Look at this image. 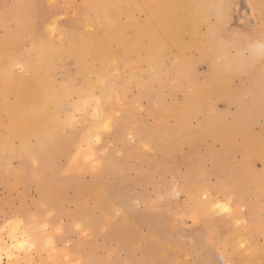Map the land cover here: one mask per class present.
Here are the masks:
<instances>
[{
    "label": "rangeland",
    "instance_id": "374dc122",
    "mask_svg": "<svg viewBox=\"0 0 264 264\" xmlns=\"http://www.w3.org/2000/svg\"><path fill=\"white\" fill-rule=\"evenodd\" d=\"M50 1L49 0H0V6H1L0 16H2L0 18L1 20L2 19L8 20L7 26H8V29L11 31V34L15 32L16 26H17V20L14 18L13 14L15 12L16 13L19 12V15H21V18L23 20L21 24L22 31L26 28L23 31V36L26 37L29 34H30L29 36L31 35L35 36V38H32V39L23 38L21 44H19V47L13 48L12 51L8 54V58H5V59H3L2 57L0 58V61H1L0 63V71H1L0 90L5 91V94L3 93L2 97H0V99L2 98L1 101L3 102L5 101L4 103L0 101V105H1L0 106V128H1L0 129V142H1L0 148L3 146V148L0 149L1 151L0 152V242L1 244L8 245L9 241L12 240V244L10 241V244L8 245L11 248V250L14 247L12 254L15 253L14 254L15 258L18 254L20 255L23 254L22 257H24L21 260V258L17 256V258L19 259L16 258L17 259L16 261V259L14 260V258H12V255H11L9 256V259H8L7 258L8 255L4 253V250L3 252L2 250H0V264H12V262L14 261H16L17 264L19 263L21 264H25V263L26 264H67L65 263L67 262L66 260H70L74 262L73 264H77V262H79L78 264H95V263L96 264H113V261H114V264H118V263L119 264L121 263L122 264H134V262L135 264L137 263L138 264H151V263L160 264V260L157 259V256L162 252L165 255L164 258H162V260L167 258L166 260L168 261L164 260L163 262H161V264H171V263L172 264H183V263L192 264L194 262H195L194 264H207V263L208 264H252L246 258H244L243 257L244 254H242V252L247 250L248 248H251L255 251L257 250L256 252H253V253H256V254L259 253L258 255L262 259L261 261V259L257 256L260 260L257 259V261H255V263L253 264H264V258L261 255L264 253V245H263L264 244V221H263L264 220V214H263L264 205H262L264 204V194H263L264 193V165L260 159H253L251 162V165H252L255 175L247 174L248 175V176L246 175L247 177L245 176L244 171H242L244 169L241 166L243 165V161L245 159L244 156L246 154L249 155L255 148L256 149L262 148L264 150V115H255L254 118L256 119L252 118V122L247 123L244 119H241L242 120L241 121L237 117H240L239 107H242V106H239V104L236 101H234L233 102L234 104H233L229 100L224 99L225 97L216 98L215 96H211L210 98L211 101L212 102L214 101L212 103L213 110H215L217 114L218 113L221 114V115L218 114L221 118L220 127L221 129H224V128L227 129V130L224 129V131L222 132V135H223L222 138L220 139L218 138L219 140H217V138L213 137V135L210 132H209L210 134L207 133L208 132L207 129L204 130L202 128V124H203L202 121H204L203 119L204 114H201L202 112L199 111L200 112L199 114H197L198 112H195L197 114V115L193 114V117L195 119L192 118V115L188 116V117H191L189 120L187 116L179 118L176 114H172L169 112L170 110H167L172 107L171 104H173V106H176L177 104L180 105V103L184 101V97H186V95L192 91L191 87L188 88L185 85H183L185 82H184V79H181L183 78V75L182 77H180L181 75H179L181 74V72L177 71V76L179 75L177 77L176 75H174V73L167 72L165 71V67H162L163 64H165V62L166 63L171 62V59H172L171 55L168 56L169 58L167 57V61L165 58L164 61L163 62L160 61V63L158 60H155V61L153 60L152 64H146L144 63V61L141 62V60L136 59L135 61H131V64H127L130 62H124V61L122 62L121 60L119 61L120 58H118V56L120 55H119V52L117 53L116 51L118 49L117 47L112 45L113 46L112 51H114V53L112 54L113 56L108 55L107 59L103 57L105 59V60L103 59L104 60L103 61L102 57H97V55L92 51L91 42H92L93 36L96 35L97 30H95L94 28L85 30V27L82 24L83 18L88 19L92 17L94 13L89 11L88 14L87 13L85 14L82 0H53L51 2ZM215 1L220 2L221 0H215ZM4 9H5V12H4ZM251 9H252V12H251ZM236 13L238 16L237 18L240 21V22L239 21L237 22L240 31L253 34L259 39H260V36L264 37V0H252V1L251 0L250 1L249 0L248 1L238 0L236 4ZM247 13L248 15H246ZM134 15L136 18H139V19H142L144 17L142 13H135ZM9 16L11 18H9ZM29 21L32 23H30ZM78 21H80L81 24ZM210 21L213 22L214 19L211 18ZM26 24H28V26ZM30 27H33V28H30ZM206 28L207 27L202 25L199 29L200 33L205 32ZM32 29H34V31ZM52 29H53V32L51 34ZM4 31H5L4 26L0 25V42L5 40ZM87 32L89 33V35L90 34L91 35L90 36L87 35L88 34ZM56 33L60 34V35L58 34L59 39L61 38L60 41H58L59 39L58 40L56 39L58 36V35L56 36ZM31 40L33 41L32 44H30ZM9 41L15 43L12 40H9ZM199 41L200 39L197 42ZM59 42H61L62 44ZM67 43L69 44L71 43L72 45L69 46V44ZM36 45H38L39 47ZM80 47H85V48L82 49ZM227 48H229L227 56L236 57V58L238 56L240 60L239 62L241 63V65L244 67V64H245V68H248V69L256 68L260 64V61L262 60V58L264 57V55L262 54L257 56L251 48L249 49V47L238 48L237 51L235 49L236 52L233 51L234 50L233 45H230V46L227 45L226 51H227ZM65 50L66 52H64ZM89 50L92 53H89L90 52ZM57 52H59V54L62 53L61 55H59L60 57L58 56ZM115 52L117 54H115ZM196 52H198L196 49L191 50V55H193L194 59L198 58L199 56L198 54L199 52L198 53ZM52 53H53V56H52ZM243 53L244 55H242ZM65 54L67 56V60L69 61H66L65 58H62V57H65ZM241 55L243 57H240ZM244 56H246V58ZM68 57L69 58L71 57V58L68 59ZM85 58L88 60H86ZM215 60L216 62H218L220 58L218 57ZM114 61L115 63H112ZM109 63L111 67L109 66ZM134 63H137V64H134ZM61 64H63L64 66ZM143 64L147 67H145ZM134 65H137L138 68L146 70L150 74V77L151 76H154V77H151V79L149 77L147 79H144V75H143V77L141 76L142 78L141 77L138 79L135 78V76L132 73V67ZM41 66H43L44 68ZM47 66L49 67L47 68ZM127 66L129 67V70ZM152 66H155V68H153ZM208 66H209V63L204 62V61H197L194 64V71L196 75H198L199 80H202L204 76L208 73V70H209ZM53 67L55 68L53 69ZM106 67L108 68V70L106 69ZM109 67H110V70H109ZM41 68L43 69L42 70L43 73L41 72L38 73V71H41L40 70ZM146 68H148V70ZM68 69L70 72L71 71L72 72L67 73ZM32 70H34L35 73L39 75H36L35 73H33L34 71ZM54 70L55 72H53ZM105 70L109 72L105 73ZM154 70L157 74L154 72ZM75 71L78 73V75ZM98 71L101 74L98 75L97 74ZM58 72L61 75V77L60 76L58 77V74H56ZM73 72L75 73V75ZM112 72H114L115 74ZM123 72H128V73H123ZM47 74L48 76L51 74H52L51 76H54V75L55 76L48 77ZM34 75L38 77V80H37V77H34ZM68 75L72 78H70ZM160 75H162V77ZM73 76L75 77L77 76V77L75 78ZM97 77L99 79H97ZM11 78L13 79L17 78L16 82L18 81L19 84L32 83L34 80V82H36L38 85L44 84V85L51 86L50 87L51 92L49 93V96L47 97V99L42 101L40 105L41 107H43L44 110H47L45 111L47 112V114L52 113L50 114L51 119H52V116L55 119V120L52 119L53 121L52 123H50L52 125V128L50 129L52 130L54 128L53 132L51 133L43 132L41 128L43 127L45 128V125L41 121H37L39 124L38 123L34 124L31 122H28L29 124L27 123V125L25 123L23 124V121H25L28 118H24L25 119L24 120L22 118L23 115L21 111L17 109L18 108L17 99L15 98V95L11 93L13 87L12 88L10 87L11 89L8 87L9 81L11 80ZM53 78H56V80ZM65 78H67V81ZM68 78L70 79L68 80ZM116 78H119V79L116 80ZM158 78H160L161 81ZM40 79L43 81L39 82ZM93 79H94V82H93ZM57 81L59 83L61 82L63 83L61 85L60 84L57 85L58 83ZM81 81L84 83L83 86L81 85L82 84ZM91 81L93 82V84H91L92 83ZM95 81H97L98 83ZM99 81H102V82H99ZM142 81L143 82L145 81V82L141 83ZM239 81H240L239 77H234L232 80V83L234 85H237ZM53 82L56 85V87L53 84ZM153 82H155V84ZM88 83L91 85H89ZM106 83L108 84L105 85ZM59 85L61 86V89ZM179 85H181V87H179ZM66 86H69L70 89L67 88ZM144 86L147 87V89L144 88L146 93H144L145 91L144 89H142ZM104 87H106L107 89H105ZM39 88H43V87H30V89H39ZM108 88H111L109 89L111 91L110 93L108 92ZM178 88H180V90ZM44 89H46V87H44ZM68 89L69 91H67ZM81 89L83 90V92L84 90L87 91L86 94L85 92L83 94ZM78 90H80V95H79ZM52 91L55 96L52 95L53 94ZM183 91H185V93ZM148 92L150 93V95L152 94L151 97L149 96ZM51 95L52 97H50ZM258 95L264 98V92L258 93ZM60 97L63 98V100ZM157 100H158V103H157ZM162 100H164V104ZM159 101L162 103H160ZM174 103L176 105H174ZM150 104H152L151 109H150ZM165 104L168 105V107H166ZM78 105H81V106L78 107ZM99 105H102V106L99 107ZM91 106L93 107V109ZM118 106H121V107H118ZM154 106L156 110H154ZM58 107L60 110L58 109ZM159 108H163V109H160V112H159ZM53 109H54V112H53ZM55 110H56V113L58 110V113H57L58 115H56ZM151 110H152V113H151ZM244 110L245 112H247L246 107H244ZM16 111H18V114L17 113L15 114ZM146 111L148 112V114L149 113L150 114L148 115ZM13 112H14L13 115H15L14 116L15 118L12 117L13 115H11ZM123 112H125V116L126 115H129V116L126 118L125 116H123L124 115ZM153 113H155V116ZM103 115L112 117V126L110 128L103 127L105 126V123H104L105 117H101ZM90 116H92V118ZM162 116L164 117L162 118ZM94 117L96 118L94 119ZM154 118L156 119L154 120ZM180 119L183 122H181ZM201 119L203 120L201 121ZM226 119L228 120L226 121ZM236 119L237 121H235ZM17 120L19 122L21 121V123H18ZM28 120H30V117ZM37 120H40V119L37 118ZM91 120L92 121L95 120L99 124L95 130H93L92 128H88L90 127V122H92ZM198 120L199 122L200 121L201 122L199 123ZM224 120L226 121L225 123L226 127H224L223 125V123L225 122ZM115 121H117L116 124H115ZM16 122L20 124V126ZM120 122L122 123V125ZM101 123L103 124L101 125ZM159 123L161 124L159 125ZM194 123H196V125H193ZM80 124L82 126H80ZM136 124H137V127L139 126V130H137V132H136L137 128L134 129ZM182 124L188 128L189 132H188V135L184 139H182L181 141H178L175 138L174 133H175V130L179 128V126L180 127L183 126ZM9 125L10 126L12 125L13 127L11 126L10 128ZM59 125H61L62 127ZM118 125L119 126L121 125L122 127L124 126V129L122 127H119ZM144 125L145 126L147 125V127H145ZM238 125H240V127ZM24 126H26L27 128L25 127V129H22L24 128ZM234 126L236 127L234 128ZM58 127L60 128L58 131H56V128L58 129ZM153 127L155 129H153ZM105 128L108 129V131ZM115 128L116 130L119 128V130L117 131H120V132H117ZM237 128L239 129V131ZM18 129L20 130L21 134ZM50 129H48V131H50ZM110 129L111 130L113 129V130L111 131ZM121 129L123 130L124 134ZM148 130L149 131L151 130L150 133ZM153 130H155L157 135L155 134V132H153ZM169 130H171L172 132ZM228 130L230 131L228 132ZM114 131H116V134ZM140 131H142V135L139 134ZM146 131L147 133H149L148 135ZM166 131L171 132L170 133L171 135L167 133ZM11 132L13 133L15 132V134ZM17 132H19L18 134L20 137L17 136L18 135L16 134ZM86 132L90 135V140L88 141L89 145H87L86 141H82V137ZM164 132H166L167 134ZM232 132L234 133L235 136H233ZM238 132L239 133L241 132L240 133L241 135ZM73 133L75 134L77 138L73 135ZM118 133H121V135H119ZM244 133L245 134L248 133L249 135L251 134V136H258V135L261 136L262 134L261 140H258L260 146L252 147V143H249V141L248 142L246 141L245 139L246 137ZM12 134H13V137L11 136ZM113 135L114 136L116 135L115 140H113L114 139ZM166 135L169 136V138L171 139H168ZM98 137H99V140H97ZM2 138L3 140H1ZM4 138L6 139V141H4L5 140ZM226 138L228 139L230 138L231 140L230 139L228 140ZM117 139L119 141H117ZM154 139H158V140L157 141L155 140V143H154V141H152ZM163 139H166V140L162 141ZM2 141L4 142L3 145H2ZM94 142H97V143H94ZM157 142H160V143L158 144ZM197 142L200 144H198ZM243 142H245L246 144ZM225 144H226V148L224 146ZM244 144H245L244 146L245 149H243L242 147ZM25 145L29 147L27 148V150H26ZM90 145L91 146L94 145V148L98 149V153H99L98 161L99 162H98L97 168H92L93 166L91 165V163L82 161L80 159L81 152L87 146H90ZM16 146H18V149ZM127 146L129 147L131 146L132 148H129V149H132V150H129ZM194 146L197 148H195ZM229 146L231 147L233 146L232 147L233 149ZM152 148H154V150ZM211 148H213L212 149L213 152ZM221 148H222V152L220 150ZM161 149L162 151L166 150L163 152L165 155L161 153L162 152ZM236 149L238 151H236ZM10 151H12L13 153H11ZM240 151H242L243 153ZM127 152L129 154H127ZM198 152L200 154H198ZM151 153L153 155H151ZM130 154H132V156H130L131 159L128 157V155ZM186 155H189V156H186ZM222 155H224L226 158L224 156L222 158ZM27 156L29 157V159ZM198 156L200 159H197ZM214 156L216 159L214 158ZM154 159H157V160H154ZM225 159H226V162L224 161ZM230 159H231V162L229 161ZM176 160L178 162H176ZM215 160L216 162H213ZM236 161H238V163ZM219 162H220V165H219ZM186 163L188 165H186ZM215 163H217L218 165ZM187 168L189 169L187 170ZM172 170H174L175 172L173 171L174 173H172L171 172ZM227 170L230 173H228ZM233 170L236 172H234ZM225 171L227 172V175L225 174ZM238 171L240 172V174H238L239 173ZM260 171L262 174L260 173ZM181 172H182V175H181ZM19 173H21V175H19ZM25 173L27 174V176L25 175ZM242 173H243V176H242ZM35 175L38 176L37 179H34ZM230 175H232L233 177ZM3 176H4V181H3ZM179 176H180V181L178 182ZM72 178H75L73 179L74 181H72ZM244 178H246L245 179L246 181L244 180ZM193 179L196 181L195 184H194L195 181ZM223 179L224 180L226 179L225 180L226 184ZM230 179L232 180V182ZM42 180H43V183H42ZM75 181H78L76 182L77 184L75 183ZM237 181L239 184L237 183ZM192 183L194 185H192ZM184 184H185V187H184ZM250 184L253 186L252 188ZM180 185L182 186L179 187ZM233 187L235 189L237 187V189H240V190H244V188L245 187L246 188H245V191H240L237 189L236 190L233 189ZM186 188L188 189L196 188L198 196L200 193L203 194L204 192L205 195H208V198L210 200L212 198L211 203L213 204V208L211 209V211L214 209L213 212H210L209 214H206L205 216L203 215L204 217H201L202 220H198V221H194L189 216H183L181 212L183 210L182 209L183 204L186 203L185 202L186 201V193H185ZM247 188L252 190L253 192L252 191H250L251 193L246 192ZM235 192L237 194L239 193V196L236 195ZM234 193L236 196L234 195ZM47 195L48 197H46ZM256 196L259 198H257ZM44 197H45V200H44ZM262 197H263V200H261ZM41 198H42V201H41ZM160 198L162 199V201ZM167 199L169 201H167ZM43 200L45 201L46 204L44 203ZM163 201H164V204H163ZM175 201L177 203H175ZM146 202L148 205L146 204ZM226 202L230 203L229 207L230 206L236 207L234 212L229 211L230 209L227 210L225 206L221 205V204H225ZM260 202H261V205H260ZM179 203L181 206L179 205ZM143 204H146V205H143ZM250 205L251 206L253 205V206L250 207ZM220 206L221 208L222 207L224 208V209L222 208L221 210L222 212H220V209H221ZM158 211L161 212L162 214L161 213L159 214ZM134 214L135 216H133ZM250 214H253V215H250ZM107 217H109V219ZM224 217L226 218V220ZM131 219L133 220L131 221ZM140 219L143 220V222H141ZM195 223H198V224H195ZM190 224H193V225H190ZM125 225H126V228H125ZM242 225L246 228H244ZM132 227L133 228L135 227V228L133 229ZM109 228L111 231L109 230ZM210 228H212L211 229L212 231H210ZM120 229L121 230L124 229L126 231H129L131 229V231H130V234H126L124 230L122 232ZM136 229L138 230L136 231ZM215 229L216 231L214 232ZM244 229L246 230L242 232ZM112 232L115 235L112 234V237H111L110 233ZM117 232H119L120 234H118ZM154 232H156L157 234H154ZM211 235L213 236L212 238H211ZM200 237L201 238L203 237V238L201 239ZM245 237L248 239L245 240ZM195 238L197 240H199L198 238H200V240L197 241L195 240ZM255 238H257V240ZM18 240L22 241L21 244H23L24 247L22 248L19 247L20 245L17 244ZM176 241H179V242H176ZM122 243L123 244L125 243L126 245L125 244L123 245ZM40 244L41 246H39L40 247L39 249L38 245ZM152 244H154L153 248L151 247ZM203 245L204 246L206 245L205 248ZM243 245L245 248L243 247ZM248 245H250L251 247ZM33 246H35L37 250ZM145 246H148V248L150 247L151 248L146 249L145 251V248H147ZM197 246H200V247H197ZM228 246L232 248L236 247V249L234 248V250H232L230 248L231 249L230 251ZM253 246H255V248H253ZM123 247L125 248L127 247V248L125 249ZM18 249L19 251L17 252L16 250ZM149 250L152 252H149ZM196 250L198 253H196ZM142 251L143 253H140ZM154 251L156 252L154 253ZM168 252L170 253L168 254ZM87 253L88 255L86 256ZM237 253H240V255L238 256ZM27 254H29L30 256H28ZM39 254L40 256L42 255L43 256L39 257ZM155 254H156V257H155ZM25 255L30 257V260L28 257L26 258ZM147 256H150V257L145 258ZM213 256H215L216 259L213 258ZM87 257L88 259L89 258L90 259L88 260ZM130 257H132L131 258L132 261H130ZM173 257L175 259H173ZM241 257L242 259L243 258L244 259L240 260ZM42 259L44 260V262ZM83 259H84V263H83ZM97 259H99L98 262H97ZM93 260H96V261L93 262ZM141 260H142V263H141ZM148 260L149 261L151 260L150 261L151 263ZM216 260H217V263H216ZM238 260H240V262ZM8 261H11V262H8ZM16 262L14 264H16ZM72 262H69V264L70 263L72 264Z\"/></svg>",
    "mask_w": 264,
    "mask_h": 264
},
{
    "label": "bare ground",
    "instance_id": "6f19581e",
    "mask_svg": "<svg viewBox=\"0 0 264 264\" xmlns=\"http://www.w3.org/2000/svg\"><path fill=\"white\" fill-rule=\"evenodd\" d=\"M50 1V0H49ZM51 1H53V0H51ZM50 1V2H51ZM83 1V7H84V11H85V14L87 13H89V11L90 12H93L94 13V15L92 16V17H90V18H88V19H85V18H83V20H82V24H83V26L85 27V30L86 29H91V28H94L95 30H97V33H96V35H94L93 36V39H92V42H91V44H92V51L97 55V57H102V60L104 59L103 57H105L106 59H107V56L108 55H112L113 53H114V51H112V47L113 46H115V47H117V49L118 50H116L117 51V53L119 52V55L120 56H118V58H120L119 59V61L121 60L122 62L124 61V62H130V63H127V64H131V61H135L136 59H138V60H141V62H143L144 61V63H146V64H152V61L154 60H158L159 61V63H160V61H164V59L166 58V61H167V57L169 56V55H171L172 56V59H171V57H170V59H171V62L169 63H166L165 62V64H163V66L162 67H165V71H167V72H172V73H174V75H176L177 76V71H179V72H181V74H179V75H181L180 77H182V75H183V78H181V79H184V84L183 85H185L186 87H188V88H192V91L189 93V94H187L186 95V97H184V101L183 102H181L180 103V105H176L175 103H174V105H176V106H173V104H171L172 105V107L170 108V109H167V110H170L169 112L170 113H172V114H176L179 118H181V117H188V116H190V115H192V118H194L193 117V114H195V115H197V114H199L200 112H202L201 114H204L203 115V119H204V121H202L203 119H201V121H202V128L204 129V130H208V132L207 133H211L212 135H213V137H215V138H217V140H219L220 138H222V132L224 131V129H226V128H224V129H221V125H220V123H221V118H220V116L219 115H221V114H217L216 112H215V110H213V107H212V103L214 102H212L211 101V96H215L216 98H218V97H225L224 99H227V100H229L230 102H234V101H236L238 104H239V106H242V107H239V113H240V117H237L239 120H241V119H244L247 123L248 122H252V118L253 119H256V118H254L255 117V115H264V98L263 97H261V96H259L258 95V93H262V92H264V57L262 58V60L260 61V64L256 67V68H251V69H248V68H245V64H244V67L241 65V63L239 62L240 60H239V58H238V56H237V58L236 57H228L227 55H228V49L230 48H227V51H226V47H227V45H233V47H234V50L233 51H235V49H236V51H237V49L238 48H242V47H249V49L251 48L253 51H254V53L257 55V56H259L260 54H262V55H264V37H262V36H260V39L259 38H257L256 36H254L253 34H249V33H245V32H242V31H240L239 30V27H238V16H237V13H236V4H237V2H238V0H221L220 2H216L215 0H82ZM240 1V0H239ZM246 1V0H245ZM248 1V0H247ZM250 1V0H249ZM252 1V0H251ZM53 3V2H52ZM54 4V3H53ZM2 5H4V4H2ZM1 7V6H0ZM31 7H32V5H31ZM249 8V7H248ZM3 9V8H2ZM10 9V8H9ZM4 12H5V9H4ZM21 12H23V11H21ZM251 12H252V9H251ZM135 13H142L143 15H144V17L142 18V19H139V18H136L135 17ZM9 14V13H8ZM25 14V13H24ZM253 14V13H252ZM3 15V14H2ZM10 15V14H9ZM14 15V18L17 20V26H16V30H15V32H13L12 34H11V31L8 29V20H1V18H0V25H2V26H4V28H5V31H4V34H5V37H4V41H1L0 42V58L2 57L3 59H5V58H8V54L12 51V49L13 48H16V47H19V44H21V42H22V39L23 38H29V39H32V38H35V36L34 35H31V36H29V35H27L26 37L25 36H23V31L26 29H24L23 31H22V22H23V20H22V18H21V15H19V12L18 13H14L13 14ZM246 15H248V13L246 14ZM7 16V15H6ZM5 16V17H6ZM11 16V15H10ZM9 16V18H11ZM0 17H2V16H0ZM24 17V16H23ZM211 18H213L214 19V21L213 22H211L210 21V19ZM249 18V17H248ZM247 18V19H248ZM246 20V19H245ZM30 22V21H29ZM80 24H81V22L80 21H78ZM240 22V21H239ZM26 23V22H25ZM30 23H32V22H30ZM34 24V23H33ZM243 24V23H242ZM25 25V24H24ZM27 26H28V24H26ZM202 25H204L205 27H207L206 28V31L205 32H201L200 33V31H199V29H200V27L202 26ZM55 26V25H54ZM26 27V26H25ZM34 27H36V26H34ZM243 27V26H242ZM30 28H33V27H30ZM52 28H54V27H52ZM33 31H34V29H32ZM30 31V30H29ZM36 31V30H35ZM93 31V30H92ZM52 32H53V29H52V31H51V34H52ZM89 32V31H88ZM87 32V33H88ZM34 33V32H33ZM55 33V32H54ZM94 33V32H93ZM59 34V33H58ZM57 33H56V36L58 35ZM60 35V34H59ZM59 35L57 36V40L59 39ZM62 35V34H61ZM87 35H89V33L87 34ZM91 35V34H90ZM89 35V36H90ZM29 36V37H28ZM50 36V35H49ZM51 37H53V36H51ZM62 37V36H61ZM61 39V38H60ZM60 39L58 40V41H60ZM87 39V38H86ZM90 39V38H89ZM200 39V41L199 42H197L198 40ZM9 40H12V41H14L15 43H13V42H11V41H9ZM35 40H37V39H35ZM35 40H34V42H35ZM55 40V39H54ZM62 41V40H61ZM85 41H87V40H85ZM64 42V41H63ZM33 43V41L31 40L30 41V44H32ZM59 43H61V42H59ZM66 43V42H65ZM72 43V42H71ZM69 44V43H67V44H69V46L70 45H72V44ZM37 44V43H36ZM57 44V43H56ZM62 44V43H61ZM34 45V44H33ZM65 45V44H64ZM113 45V46H112ZM35 46V45H34ZM36 46H38V45H36ZM66 46V45H65ZM32 47V46H31ZM39 47V46H38ZM62 47V46H61ZM91 47V46H90ZM90 47H88V48H90ZM232 47V46H231ZM35 48H37V47H35ZM65 48V47H64ZM63 48V49H64ZM80 48H82V49H84L85 47H80ZM34 49V48H33ZM44 49V48H43ZM77 49V48H76ZM192 49H196L198 52H196V53H198L199 54V56H198V58H196V59H194L193 58V55H191V50ZM39 50H41V49H39ZM38 51V50H37ZM56 51V50H55ZM55 51H54V53H55ZM90 51V50H89ZM225 51H226V53H225ZM235 51V52H236ZM47 52H48V50H47ZM64 52H66V50L64 51ZM38 53V52H37ZM58 53V56L59 55H61V54H59V52H57ZM68 53H69V51H68ZM89 53H92L91 51L89 52ZM116 52H115V54H117ZM234 53V52H233ZM253 53V52H252ZM197 55V54H196ZM233 55V54H232ZM242 55H244V53L242 54ZM240 56V57H243V56ZM52 56H53V53H52ZM113 56V55H112ZM221 56V57H220ZM41 57V56H40ZM60 57V56H59ZM197 57V56H196ZM220 58V60H218V62H216V60L215 59H217V58ZM245 58H246V56H244ZM262 57V56H261ZM62 58H65L66 59V61H69V60H67V56H66V54H65V57H62ZM71 58V57H70ZM69 57H68V59H70ZM87 58V57H86ZM85 58V59H86ZM116 58V57H115ZM169 58V57H168ZM260 58V57H259ZM51 59V58H50ZM54 59V58H53ZM112 59V58H111ZM86 60H88V59H86ZM92 60V59H91ZM105 60V59H104ZM103 60V61H104ZM45 61V60H44ZM57 61V60H56ZM94 61V60H93ZM109 61V60H108ZM157 61V62H158ZM169 61V60H168ZM197 61H204V62H207V63H209V70H208V73L204 76V78L202 79V80H199L198 79V75H196V73H195V71H194V64L197 62ZM54 62H55V60H54ZM64 62V61H63ZM74 62V61H73ZM95 62V61H94ZM0 63H1V61H0ZM43 63V62H42ZM105 63V62H104ZM104 63H103V65H104ZM112 63H115V61L114 62H112ZM119 63V62H118ZM65 64V63H64ZM106 64V63H105ZM134 64H137V63H134ZM157 64V63H156ZM57 65V64H56ZM55 65V66H56ZM61 65H63V64H61ZM69 65V64H68ZM93 65H94V63H93ZM98 65V64H97ZM97 65H95V66H97ZM133 65V64H132ZM144 65V64H143ZM155 65V64H154ZM64 66V65H63ZM74 66V65H73ZM107 66V65H106ZM109 66H110V63H109ZM140 66V65H139ZM145 66V65H144ZM160 66V65H159ZM41 67H43V66H41ZM49 66H47V68H48ZM67 67H69V66H67ZM75 67H76V65H75ZM93 67V66H92ZM101 67V66H100ZM111 67V66H110ZM110 67H109V70H110ZM120 67V66H119ZM145 67H147V66H145ZM148 67H150V66H148ZM153 68H155V66H152ZM248 67V66H247ZM250 67V66H249ZM44 68V67H43ZM46 68V67H45ZM55 67H53V69H54ZM112 68H114V67H112ZM125 68V67H124ZM127 68H128V70H129V67L127 66ZM152 68V69H153ZM157 68H158V66H157ZM59 69H61V68H59ZM97 69V68H96ZM95 69V70H96ZM106 69L108 70V68L106 67ZM147 70H148V68H146ZM247 69V70H246ZM41 71H38V73H43V69L41 68L40 69ZM48 70H50V69H48ZM51 70H52V68H51ZM58 70V69H57ZM56 70V71H57ZM74 70V69H73ZM77 70V69H76ZM79 70V69H78ZM81 70V69H80ZM113 70V69H112ZM116 70V69H115ZM122 70V69H121ZM32 71H34V70H32ZM47 71V70H46ZM45 71V72H46ZM99 71H100V69H99ZM99 71L97 72V74L99 75V74H101V73H99ZM125 71V70H124ZM151 71V70H150ZM157 71V70H156ZM158 71H160V70H158ZM49 72V71H48ZM53 72H55V70L53 71ZM62 72V71H61ZM60 72V73H61ZM72 72V71H71ZM70 71H69V69H68V72L67 73H71ZM76 72V71H75ZM106 72H109V71H106L105 70V73ZM154 72H155V70H154ZM162 72H163V70H162ZM0 73H1V71H0ZM33 73H35V71L33 72ZM74 73V72H73ZM77 73V72H76ZM94 73H95V71H94ZM104 73V74H105ZM112 73H114V72H112ZM123 73H128V72H123ZM132 73H133V75L135 76V78H140L141 76L143 77V75H144V79H147L148 77L151 79V77H154V76H151L150 77V74L146 71V70H144V69H141V68H138V66L137 65H134L133 67H132ZM152 73V72H151ZM156 73V72H155ZM201 73V72H200ZM36 74V73H35ZM53 74V73H52ZM51 74V75H52ZM56 74H58V77L60 76L61 77V75L59 74V72L58 73H56ZM62 74V73H61ZM96 74V75H97ZM115 74V73H114ZM119 74H120V72H119ZM157 74V73H156ZM162 74V73H161ZM197 74H199V73H197ZM203 74V73H202ZM30 75V74H29ZM36 75H39V74H36ZM36 75H34V77H37ZM45 75H46V73H45ZM51 75H49V76H51ZM63 75V74H62ZM65 75V74H64ZM74 75H75V73H74ZM77 75H78V73H77ZM106 75V74H105ZM107 75H108V73H107ZM111 75V74H110ZM125 75V74H124ZM154 75V74H153ZM173 75V74H172ZM178 75V76H179ZM47 76H48V74H47ZM47 76H46V78H47ZM48 76V77H49ZM55 76V75H54ZM54 76H51V77H54ZM69 76V75H68ZM128 76V75H127ZM161 77H162V75H160ZM177 76V77H178ZM29 77V76H28ZM34 77H32V78H34ZM44 77V76H43ZM70 77V76H69ZM73 77H75V76H73ZM77 77V76H76ZM75 77V78H76ZM114 77H115V75H114ZM125 77V76H124ZM141 77V78H142ZM156 77V76H155ZM159 77V76H158ZM173 77H175V76H173ZM179 77V78H180ZM199 77H201V76H199ZM234 77H239V79H240V81L237 83V85H234L233 83H232V80H233V78ZM30 78V77H29ZM29 78H28V80H29ZM41 78V77H40ZM70 78H72V77H70ZM70 78H68V80L70 79ZM123 78V77H122ZM16 79L17 78H15V79H13V78H11V80L9 81V85H8V87L10 88H12L13 87V89H12V91H11V93H13L14 95H15V98L17 99V105H18V108L17 109H19L20 111H21V113H22V115H23V119L24 118H28L29 119V117H30V120H28V119H24L25 121H23V124L25 123L26 125H27V123L28 122H31V123H34V124H36V123H38L37 121H41L44 125H45V128L43 127V128H41V130L43 131V132H45V133H51V132H53L54 131V128L51 130L50 128H52V125L50 124V123H52V119H54L53 118V116H52V119H51V115L50 114H52V113H50V114H47V112H45V111H47V110H44L43 109V107H41V105H40V103L42 102V101H44L45 99H47V97L49 96V93L51 92V86L50 85H44V84H42V85H38L36 82H34V80H33V84L32 83H23V84H19L18 83V81L16 82ZM31 79V78H30ZM52 79V78H51ZM53 79H55L56 80V78H53ZM61 79V78H60ZM66 79V81H67V78H65ZM65 79H64V81H65ZM97 79H99L98 77H97ZM103 79H104V77H103ZM117 79H119V78H116V80ZM158 79H160V78H158ZM177 79V78H176ZM27 80V81H28ZM36 80V79H35ZM37 80H38V77H37ZM46 80V79H45ZM62 80H63V78H62ZM80 80H82V79H80ZM109 80H110V78H109ZM122 80V79H121ZM123 80H125V79H123ZM179 80V79H178ZM0 81H1V79H0ZM41 81H43V80H41L40 79V81L39 82H41ZM49 81V80H48ZM54 81V80H53ZM113 81H115V80H113ZM160 81H161V79H160ZM174 81V80H173ZM183 81V80H182ZM30 82H31V80H30ZM58 82V81H57ZM82 82V81H81ZM87 82V81H86ZM92 82V81H91ZM93 82H94V79H93ZM93 82L91 83V84H93ZM95 82H97V81H95ZM99 82H102V81H99ZM117 82V81H116ZM145 82V81H144ZM143 81L141 82V83H144ZM148 82V81H147ZM21 83V82H20ZM63 82H61V83H57V85L58 84H62ZM73 83V82H72ZM71 83V84H72ZM98 83V82H97ZM104 83V82H103ZM114 83V82H113ZM121 83H122V81H121ZM154 84H155V82H153ZM176 83V82H175ZM47 84V83H46ZM53 84H54V82H53ZM67 84V83H66ZM69 84V83H68ZM70 84V85H71ZM81 84V83H80ZM83 82H82V86H83ZM89 84V83H88ZM91 84H89V85H91ZM95 84V83H94ZM100 84V83H99ZM108 83H106L105 85H107ZM110 84H111V82H110ZM147 84V83H146ZM160 84V83H159ZM158 84V85H159ZM55 85V84H54ZM59 85V86H60ZM86 85V84H85ZM104 85V86H105ZM114 85V84H113ZM148 85V84H147ZM146 85V86H147ZM177 85H178V83H177ZM176 85V86H177ZM182 85V86H183ZM58 86V87H59ZM72 86V85H71ZM87 86V85H86ZM98 86V85H97ZM100 86V85H99ZM142 86V85H141ZM146 86H144L142 89H144V88H146L147 89V87ZM153 86V85H152ZM30 87H43V88H39V89H30ZM44 87H46V89H44ZM55 87H56V85H55ZM67 88H69V86H66ZM65 87V88H66ZM88 87V86H87ZM110 87V86H109ZM116 87V86H115ZM179 87H181V85H179ZM8 88V89H9ZM10 88V89H11ZM64 88V89H65ZM73 88V87H72ZM82 88V87H81ZM84 88V87H83ZM105 89H107L106 87H104ZM103 88V89H104ZM152 88V87H151ZM60 89H61V86H60ZM70 89V88H69ZM69 89L67 90V91H69ZM99 89H100V87H99ZM109 89H111V88H108V92L110 93L111 91L109 90ZM116 89V88H115ZM179 90H180V88H178ZM42 90H44V91H42ZM56 90V89H55ZM82 90V89H81ZM102 90V89H101ZM141 90V89H140ZM184 90H185V88H184ZM7 91V90H6ZM65 91V90H64ZM70 91H72V90H70ZM105 91V90H104ZM116 91V90H115ZM143 91V90H142ZM144 91H145V89H144ZM181 91H182V89H181ZM56 92V91H55ZM78 92H79V95H80V90H78ZM82 92H83V90H82ZM84 92H85V94H86V92L87 91H85L84 90ZM84 92H83V94H84ZM184 93H185V91H183ZM5 94V91L4 90H0V97H2V94ZM7 93V92H6ZM52 93H53V91H52ZM70 93V92H69ZM141 93H143V92H141ZM144 93H146V91L144 92ZM149 93V92H148ZM187 93V92H186ZM12 94V95H13ZM56 94V93H55ZM89 94V93H88ZM13 95V96H14ZM52 95H54V93L52 94ZM52 95L50 96V97H52ZM68 95V94H67ZM90 95V94H89ZM145 95H147V94H145ZM144 95V96H145ZM152 95V94H151ZM151 95H150V93H149V96L151 97ZM55 96V95H54ZM85 96V95H84ZM119 96V95H118ZM6 97V96H5ZM64 97V96H63ZM66 97H68V96H66ZM81 97V96H80ZM157 97H159V96H157ZM7 98V97H6ZM54 98V97H53ZM61 98V97H60ZM84 98V97H83ZM122 98V97H121ZM155 98V97H154ZM215 98V99H216ZM2 99V98H1ZM1 99H0V101H1ZM62 100H63V98H61ZM81 99V98H80ZM114 99V98H113ZM151 99V98H150ZM157 99V98H156ZM155 99V100H156ZM159 99V98H158ZM174 99V98H173ZM4 100V99H3ZM10 100V99H9ZM15 100V99H14ZM51 100V99H50ZM183 100V99H182ZM80 101V100H79ZM78 101V102H79ZM82 101H83V99H82ZM119 101V100H118ZM163 101V104H164V100H162ZM1 102H3V101H1ZM5 102V101H4ZM3 102V103H4ZM46 102V101H45ZM51 102V101H50ZM58 102V101H57ZM116 102H117V100H116ZM121 102V101H120ZM160 102V101H159ZM13 103H14V101H13ZM80 103H82V102H80ZM151 103V102H150ZM157 103H158V100H157ZM160 103H162V102H160ZM10 104V103H9ZM97 104H98V102H97ZM162 104V105H163ZM167 104V103H166ZM165 104V105H166ZM234 104V103H233ZM8 105V104H7ZM77 105V104H76ZM76 105H74V106H76ZM84 105V104H83ZM85 105H87V104H85ZM115 105V104H114ZM113 105V106H114ZM151 105L152 104H150V109H151ZM164 105V106H165ZM170 105V106H171ZM1 106V105H0ZM45 106V105H44ZM79 106H81V105H78V107ZM102 105H99V107H101ZM92 107V106H91ZM118 107H121V106H118ZM166 107H168V105H166ZM165 107V108H166ZM244 107H246V109H247V112H245V110H244ZM7 108H9V107H7ZM75 108V107H74ZM153 108V107H152ZM164 108V107H163ZM163 108H159V112H160V109H163ZM16 109V108H15ZM16 109V110H17ZM54 109H56V108H54ZM54 109H53V112H54ZM58 109H59V107H58ZM77 109V108H76ZM92 109H93V107H92ZM115 109V108H114ZM122 109V108H121ZM158 109V108H157ZM60 110V109H59ZM106 110H108V109H106ZM147 110H149V109H147ZM154 110H156V108H155V106H154ZM153 110V111H154ZM249 110H250V112H249ZM51 111H52V109H51ZM78 111V110H77ZM121 111V110H120ZM119 111V112H120ZM200 111V112H199ZM98 112V111H97ZM147 112V111H146ZM165 112V111H164ZM195 112H198L197 114L195 113ZM18 114V111H16L15 112V114ZM20 113V114H21ZM55 113H56V110H55ZM57 113H58V110H57ZM56 113V115H58ZM101 113V112H100ZM122 113V112H121ZM127 113V112H126ZM128 113H129V111H128ZM151 113H152V110H151ZM14 114V112L11 114V115H13ZM89 114V113H88ZM109 114V113H108ZM123 116H125V112H123ZM147 114H148V112H147ZM150 114V113H149ZM148 114V115H149ZM154 114V116H155V113H153ZM157 114V113H156ZM168 114V113H167ZM186 114V115H185ZM94 115V114H93ZM96 115H97V113H96ZM95 115V116H96ZM130 115H131V113H130ZM224 115V114H223ZM10 116V115H9ZM15 115H13L12 117H14ZM19 116H21V115H19ZM99 116V115H98ZM97 116V117H98ZM129 115H126L125 117L127 118ZM168 116V115H167ZM243 116V117H242ZM12 117H10V118H12ZM91 118H92V116H90ZM101 117H105V121H104V123H105V126H103V127H111L112 126V117H109V116H101ZM152 117H153V115H152ZM164 116H162V118H163ZM166 117V116H165ZM15 118V117H14ZM37 118L38 119H40V120H37ZM96 117H94V119H95ZM136 118V117H135ZM178 118V119H179ZM189 118V120H190V118L191 117H188ZM223 118V117H222ZM21 119V118H20ZM22 119V120H23ZM99 119H100V117H99ZM156 118H154V120H155ZM159 119H160V117H159ZM177 119V120H178ZM195 119V118H194ZM234 119V118H233ZM259 119V118H258ZM55 120V119H54ZM58 120V119H57ZM56 120V121H57ZM136 120V119H135ZM141 120H143V119H141ZM228 119H226V121H227ZM92 121V120H91ZM118 121V120H117ZM117 121H115V124H116V122ZM180 121H181V119H180ZM200 121V122H201ZM225 121V120H224ZM226 121L223 123V125H224V127H226L225 126V123H226ZM235 121H237V119L235 120ZM234 121V122H235ZM242 121V120H241ZM17 122L18 123H21V121L19 122L18 120H17ZM16 122V123H17ZM137 122V121H136ZM181 122H183V121H181ZM193 122V121H192ZM191 122V123H192ZM198 122H199V120H198ZM197 122V123H198ZM199 122V123H200ZM253 122H254V120H253ZM17 123V124H18ZM100 123V122H99ZM121 123V122H120ZM119 123V124H120ZM156 123V122H155ZM154 123V124H155ZM165 123V122H164ZM168 123H169V121H168ZM167 123V124H168ZM177 123H178V121H177ZM188 123V122H187ZM236 123V122H235ZM22 124V125H23ZM29 124V123H28ZM39 124V123H38ZM86 124V123H85ZM88 124V123H87ZM103 123H101V125H102ZM115 124H114V126H115ZM137 124H139V123H137ZM137 124H136V126H135V128L134 129H136V132H137V130H139V126L137 127ZM153 124V123H152ZM151 124V125H152ZM161 123H159V125H160ZM250 124V123H249ZM19 126H20V124H18ZM62 125V124H61ZM61 125H59V126H61ZM84 125V124H83ZM98 123L95 121V120H93L92 122H90V127H88V128H92L93 130H95L97 127H98ZM121 125H122V123H121ZM119 126V127H122V126ZM170 125V124H169ZM169 125H168V127H169ZM180 125V124H179ZM183 125V124H182ZM190 125V124H189ZM193 125H196V123H194ZM222 125V126H223ZM236 125V124H235ZM241 125V124H240ZM240 125H238L239 127H240ZM248 125V124H247ZM252 125H254V124H252ZM10 126V125H9ZM12 126V125H11ZM11 126H10V128H11ZM18 126V127H19ZM29 126V125H28ZM31 126V125H30ZM80 126H82L81 124H80ZM134 126V125H133ZM145 126V125H144ZM188 126V125H187ZM233 126V125H232ZM243 126H245V125H243ZM1 127H3V126H1ZM13 127V126H12ZM17 127V128H18ZM25 127L26 126H24V128H22V129H25ZM62 127V126H61ZM86 127V126H85ZM145 127H147V125L145 126ZM156 127V126H155ZM160 127V126H159ZM158 127V128H159ZM185 127V128H184ZM190 127V126H189ZM236 126H234V128H235ZM27 128V127H26ZM59 128L60 127H58V129L56 128V131H58L59 130ZM65 128V127H64ZM114 128V127H113ZM123 129H124V126L122 127ZM144 128V127H143ZM142 128V129H143ZM175 128V127H174ZM229 128V127H228ZM1 129V128H0ZM3 129H5V128H3ZM48 129H50V131H48ZM62 129V128H61ZM106 129V128H105ZM104 129V130H105ZM132 129V128H131ZM145 129V128H144ZM149 129V128H148ZM153 129H155L154 127H153ZM172 129H173V127H172ZM193 129H195V128H193ZM238 129V128H237ZM7 130V129H6ZM8 130H9V128H8ZM19 130V129H18ZM27 130V129H26ZM98 130H100V129H98ZM107 131H108V129H106ZM105 130V131H106ZM111 130V129H110ZM113 130V129H112ZM111 130V131H112ZM115 130H116V128H115ZM117 130H119V128L117 129ZM116 130V131H117ZM122 130V129H121ZM151 130H152V128H151ZM150 130V131H151ZM157 130H159V129H157ZM156 130V131H157ZM161 130V129H160ZM167 130V129H166ZM197 130V129H196ZM227 130V129H226ZM225 130V131H226ZM253 130V129H252ZM2 131V130H1ZM116 131H114L115 132V134H116ZM145 131V130H144ZM149 131V130H148ZM150 131H149V133H150ZM169 131H171V130H169ZM230 130H228V132H229ZM238 131H239V129H238ZM6 132V131H5ZM4 132V133H5ZM19 132H20V130H19ZM19 132H17L16 134H18ZM64 132V131H63ZM113 132V133H114ZM117 132H120V131H117ZM122 132H123V130H122ZM134 132V131H133ZM153 132H155V130H153ZM167 132V131H166ZM166 132H164V133H166ZM172 132V131H171ZM171 132H167V133H171ZM188 128L185 126V125H183L182 127H180L179 126V128H177L176 130H175V133H174V136H175V138L178 140V141H181L182 139H184L187 135H188ZM245 132V131H244ZM256 132V131H255ZM11 133H13V132H11ZM139 133V132H138ZM146 133H147V131H146ZM149 133H147V135L149 134ZM160 133V132H159ZM158 133V134H159ZM166 133V134H167ZM194 133V132H193ZM206 133V134H207ZM209 133V134H210ZM233 133V132H232ZM239 133V132H238ZM241 133V132H240ZM239 133V134H240ZM254 133V132H253ZM2 134V133H1ZM13 134H15V132L13 133ZM13 134L11 135L12 137H13ZM20 134H21V132H20ZM66 134V133H65ZM119 135H121V133H118ZM123 134H124V132H123ZM139 134H141L142 135V131H140V133ZM138 134V135H139ZM145 134V133H144ZM155 134H156V132H155ZM208 134V135H209ZM226 134V133H225ZM258 134V133H257ZM260 134V133H259ZM73 135L75 136V134L73 133ZM101 135V134H100ZM104 135V134H103ZM146 135V136H147ZM151 135V134H150ZM157 135V134H156ZM156 135H154V136H156ZM171 135V134H170ZM228 135V134H227ZM238 135V134H237ZM241 135V134H240ZM243 135V134H242ZM244 135H245V139H246V141L248 142L249 141V143H252V147H259L260 146V144H259V142H258V140H261V136H262V134H261V136H251V134L249 135L248 133H244ZM6 136V135H5ZM9 136V135H8ZM18 137H20L19 136V134L17 135ZM114 136V135H113ZM112 136V137H113ZM116 136V135H115ZM115 136L112 138L113 140H115ZM144 136V135H143ZM167 136V135H166ZM195 136V135H194ZM232 136V135H231ZM233 136H235L234 135V133H233ZM7 137V136H6ZM65 137V136H64ZM76 137V136H75ZM141 137V136H140ZM226 137V136H225ZM224 137V138H225ZM10 138V137H9ZM42 138V137H41ZM66 138V137H65ZM77 138V137H76ZM116 138H118V137H116ZM122 138V137H121ZM120 138V139H121ZM136 138H137V136H136ZM148 138V137H147ZM163 138V137H162ZM167 138L168 139H171V138H169V136H167ZM166 138V139H167ZM173 138V137H172ZM205 138V137H204ZM208 138V137H207ZM210 138V137H209ZM219 138V139H218ZM232 138H234V137H232ZM236 138H237V136H236ZM5 139V138H4ZM14 139V138H13ZM74 139V138H73ZM142 139V138H141ZM151 139H153V138H151ZM166 139H163L162 141H164V140H166ZM167 139V140H168ZM187 139V138H186ZM206 139V138H205ZM226 139H228V138H226ZM225 139V140H226ZM230 139V138H229ZM228 139V140H229ZM244 139V138H243ZM1 140H3V138L1 139ZM66 140V139H65ZM75 140V139H74ZM90 140V135L86 132L84 135H83V137H82V141H86L87 142V145H89V141ZM97 140H99V137H98V139ZM138 140V139H137ZM155 140L157 141L158 139H154V140H152V141H154V143H155ZM204 140V139H203ZM231 140V139H230ZM233 140V139H232ZM4 141H6V139L4 140ZM81 141V142H82ZM117 141H119L118 139H117ZM136 141V140H135ZM161 141V142H162ZM170 141V140H169ZM245 141V142H246ZM103 142V141H102ZM140 142V141H139ZM142 142V141H141ZM174 142V141H173ZM184 142V141H183ZM196 142V141H195ZM233 142V141H232ZM231 142V143H232ZM238 142V141H237ZM245 142H243V143H245ZM1 143V142H0ZM3 141H2V145H3ZM92 143V142H91ZM94 143H97V142H94ZM158 144L160 143V142H157ZM198 143V142H197ZM223 143H225V142H223ZM242 143V142H241ZM50 144V143H49ZM125 144V143H124ZM123 144V145H124ZM198 144H200V143H198ZM246 144V143H245ZM245 144L242 146L243 147V149H245L244 148V146H245ZM66 145V144H65ZM94 145H96V144H94ZM94 145L93 146H87L82 152H81V154H80V159L82 160V161H86V162H88V163H91V165L93 166L92 168H97V166H98V157H99V153H98V149H96V148H94ZM122 145V146H123ZM142 145V144H141ZM140 145V146H141ZM26 146V150H27V148H29L27 145H25ZM46 146V145H45ZM67 146V145H66ZM73 146V145H72ZM71 146V147H72ZM96 146H98V145H96ZM139 146V147H140ZM145 146H147V145H145ZM150 146V145H149ZM159 146V145H158ZM170 146V145H169ZM222 146V145H221ZM220 146V147H221ZM225 146V148H226V144L224 145ZM234 146V145H233ZM232 146V147H233ZM239 146V145H238ZM9 147V146H8ZM11 147V146H10ZM17 147V149H18V146H16ZM22 147V146H21ZM47 147H48V145H47ZM100 147V146H99ZM128 147V149L129 148H132L131 146L129 147V146H127ZM154 147V146H153ZM160 147H161V145H160ZM159 147V148H160ZM164 147V146H163ZM168 147V146H167ZM166 147V148H167ZM195 147V146H194ZM229 147H231V146H229ZM231 147V148H232ZM3 148V146L0 148V149H2ZM12 148V147H11ZM137 148H138V146H137ZM141 148H143V147H141ZM148 148V147H147ZM158 148V147H157ZM172 148V147H171ZM195 148H197V147H195ZM223 148V147H222ZM222 148L220 149L221 150V152H222ZM240 148V147H239ZM8 149V148H7ZM13 149H15V148H13ZM22 149V148H21ZM24 149V148H23ZM65 149V148H64ZM122 149H123V147H122ZM153 150H154V148H152ZM191 149V148H190ZM213 148H211V150H212ZM228 149V148H227ZM233 149V148H232ZM235 149V148H234ZM129 150H132V149H129ZM128 150V151H129ZM172 150V149H171ZM226 150V149H225ZM13 151V150H12ZM12 151H10L11 153H13ZM29 151V150H28ZM31 151V150H30ZM33 151V150H32ZM121 151V150H120ZM150 151V150H149ZM161 151H162V149H161ZM160 151V152H161ZM164 151H166V150H164ZM164 151H162L161 153H163ZM198 151V150H197ZM208 151V150H207ZM210 151V150H209ZM231 151V150H230ZM236 151H238L237 149H236ZM242 151H244V150H242ZM242 151H240V152H242ZM1 152V151H0ZM27 152V151H26ZM123 152V151H122ZM151 152V151H150ZM212 152H213V150H212ZM220 152V151H219ZM225 152V151H224ZM239 152V153H240ZM28 153V152H27ZM132 153V152H131ZM215 153V152H214ZM243 153V152H242ZM9 154V153H8ZM31 154V153H30ZM124 154V153H123ZM126 154V153H125ZM127 154H129L128 152H127ZM133 154H135V153H133ZM157 154V153H156ZM155 154V155H156ZM164 154V153H163ZM162 154V155H163ZM176 154V153H175ZM174 154V155H175ZM196 154V153H195ZM198 154H200L199 152H198ZM202 154V153H201ZM208 154V153H207ZM225 154V153H224ZM16 155V154H15ZM27 155V154H26ZM32 155V154H31ZM30 155V156H31ZM151 155H153L152 153H151ZM165 155V154H164ZM190 155V154H189ZM189 155H186V156H189ZM203 155V154H202ZM214 155V154H213ZM101 156V155H100ZM125 156H127V155H125ZM124 156V157H125ZM130 156H132V154H130V155H128V157L131 159V157ZM158 156V155H157ZM170 156V155H169ZM173 156V155H172ZM201 156V155H200ZM210 156H212V155H210ZM223 156L224 155H222V158H223ZM227 156H228V154H227ZM28 157V156H27ZM34 157V156H33ZM122 157V156H121ZM139 157V156H138ZM168 157V156H167ZM171 157V156H170ZM169 157V158H170ZM192 157V156H191ZM217 157V156H216ZM219 157H220V155H219ZM225 157V156H224ZM245 157V159H244V161H243V165H241L242 166V168L244 169V170H242V171H244V174H245V176L247 175V174H249V175H255V173H254V171H253V168H252V165H251V162H252V160L253 159H260L261 161H262V163H263V165H264V150L262 149V148H258V149H254L249 155H245L244 156ZM77 158V157H76ZM141 158H142V156H141ZM149 158H151V157H149ZM214 158H215V156H214ZM218 158V157H217ZM221 158V159H222ZM226 158V157H225ZM28 159H29V157H28ZM31 159V158H30ZM128 159V158H127ZM134 159V158H133ZM197 159H200L199 158V156H198V158ZM211 159H213V158H211ZM216 159V158H215ZM229 159V158H228ZM124 160V159H123ZM137 160V159H136ZM135 160V161H136ZM154 160H157V159H154ZM165 160H166V158H165ZM168 160V159H167ZM170 160V159H169ZM185 160V159H184ZM187 160V159H186ZM203 160V159H202ZM30 161V160H29ZM126 161V160H125ZM131 161V160H130ZM129 161V162H130ZM134 161V160H133ZM181 161H183V160H181ZM219 161V160H218ZM225 162H226V159L224 160ZM230 162H231V159L229 160ZM9 162V161H8ZM31 162V161H30ZM36 162V161H35ZM34 162V163H35ZM127 162V161H126ZM146 162V161H145ZM163 162V161H162ZM165 162V161H164ZM176 162H178L177 160H176ZM188 162V161H187ZM212 162V161H211ZM213 162H216V160L215 161H213ZM237 163H238V161H236ZM40 163V162H39ZM134 163V162H133ZM152 163V162H151ZM198 163V162H197ZM132 164V163H131ZM145 164V163H144ZM155 164V163H154ZM178 164V163H177ZM190 164V163H189ZM215 164H217V163H215ZM230 164H232V163H230ZM33 165V164H32ZM148 165V164H147ZM151 165V164H150ZM186 165H188L187 163H186ZM218 165V164H217ZM217 165H215V166H217ZM219 165H220V162H219ZM235 165V164H234ZM263 165H262V167H263ZM38 166V165H37ZM78 166H79V164H78ZM86 166V165H85ZM149 166V165H148ZM153 166V165H152ZM155 166V165H154ZM158 166V165H157ZM231 166H233V165H231ZM236 166V165H235ZM82 167V166H81ZM146 167V166H145ZM186 167V166H185ZM189 167V166H188ZM261 167V168H262ZM155 168V167H154ZM172 168V167H171ZM190 168V167H189ZM189 168H187V170L189 169ZM220 168V167H219ZM218 168V169H219ZM37 169H39V168H37ZM36 169V170H37ZM146 169V168H145ZM152 169V168H151ZM222 169V168H221ZM223 169H224V167H223ZM233 169V168H232ZM235 169V168H234ZM263 169V168H262ZM261 169V170H262ZM51 170V169H50ZM220 170V169H219ZM236 170H237V168H236ZM240 170V169H239ZM259 170V169H258ZM174 170H172L171 172L172 173H174L173 172ZM200 171V170H199ZM221 171V170H220ZM234 171V170H233ZM20 172V171H19ZM22 172V171H21ZM36 172V171H35ZM227 172H228V170H227ZM227 172L225 171V174L227 175ZM234 172H236V171H234ZM239 172V171H238ZM237 172V173H238ZM39 173V172H38ZM191 173V172H190ZM193 173V172H192ZM202 173V172H201ZM204 173H205V171H204ZM228 173H230V172H228ZM260 173H261V171H260ZM4 174V173H3ZM233 174V173H232ZM238 174H240V172L238 173ZM262 174V173H261ZM16 175V174H15ZM19 175H21V173H19ZM25 175L27 176V174L25 173ZM175 175V174H174ZM181 175H182V172H181ZM188 175V174H187ZM187 175H186V177H187ZM192 175V174H191ZM190 175V176H191ZM225 175V176H226ZM234 175H235V173H234ZM206 176H207V174H206ZM230 176H232V175H230ZM242 176H243V173H242ZM248 176V175H247ZM246 176V177H247ZM30 177V176H29ZM37 177L38 176H36L35 175V178L34 179H37ZM177 177V176H176ZM182 177V176H181ZM189 177V176H188ZM197 177V176H196ZM201 177V176H200ZM219 177V176H218ZM224 177V176H223ZM233 177V176H232ZM42 178V177H41ZM40 178V179H41ZM205 178V177H204ZM220 178V177H219ZM238 178V177H237ZM39 179V180H40ZM73 179H75V178H72V181H74ZM187 179V178H186ZM227 179V178H226ZM225 179V180H226ZM246 178H244V180H245ZM38 180V181H39ZM48 180V179H47ZM77 180V179H76ZM194 180V179H193ZM205 180V179H204ZM224 180V179H223ZM225 180H224V182H225ZM231 180V179H230ZM230 180H229V182H230ZM235 180H236V178H235ZM234 180V181H235ZM249 180H250V178H249ZM252 180V179H251ZM254 180V179H253ZM258 180V179H257ZM3 181H4V176H3ZM98 181V180H97ZM180 181V176H179V180H178V182ZM185 181V180H184ZM192 181V180H191ZM195 181V180H194ZM218 181V180H217ZM220 181V180H219ZM246 181V180H245ZM48 182V181H47ZM76 182H78V181H75V183ZM177 182V183H178ZM200 182V181H199ZM203 182V181H202ZM222 182V181H221ZM228 182V181H227ZM231 182H232V180H231ZM236 182V181H235ZM234 182V183H235ZM240 182V181H239ZM249 182V181H248ZM255 182V181H254ZM42 183H43V180H42ZM190 183V182H189ZM196 183V181L194 182V184ZM198 183V182H197ZM219 183V182H218ZM237 183H238V181H237ZM236 183V184H237ZM242 183V182H241ZM250 183V182H249ZM256 183V182H255ZM77 184V183H76ZM181 184H182V182H181ZM193 183H192V185H194ZM202 184V183H201ZM200 184V185H201ZM225 184H226V182H225ZM229 184V183H228ZM227 184V185H228ZM239 184V183H238ZM97 185V184H96ZM102 185H104V184H102ZM178 185V184H177ZM199 185V184H198ZM214 185V184H213ZM251 185V184H250ZM56 186H58V185H56ZM101 186V185H100ZM182 185H180L179 187H181ZM190 186V185H189ZM230 186V185H229ZM233 186V185H232ZM236 186V185H235ZM243 186V185H242ZM244 186H246V185H244ZM255 186V185H254ZM184 187H185V184H184ZM187 187V186H186ZM194 187V186H193ZM201 187V186H200ZM253 186L251 185V188H252ZM61 188V187H60ZM239 188V187H238ZM246 188V187H245ZM245 188H244V190H240V189H237V187H236V189L237 190H240V191H245ZM258 188V187H257ZM175 189V188H174ZM183 189V188H182ZM213 189V188H212ZM230 189V188H229ZM233 189H235L234 187H233ZM235 189V190H236ZM249 190V191H248ZM181 191V190H180ZM183 191V190H182ZM186 192V203H184L183 204V210H182V212H181V214L183 215V216H189V217H191L194 221H198V220H202V218L201 217H204L206 214H209L210 212H213V210L211 211V209L213 208V204L211 203V200H212V198H211V200L208 198V195H205V193L203 192V194H199V196H198V194H197V189L196 188H192V189H188V188H186V190H185ZM250 191H252V190H250V189H248L247 188V191L246 192H250ZM175 192H177V191H175ZM209 192V191H208ZM211 192V191H210ZM253 192V191H252ZM163 193H164V191H163ZM169 193V192H168ZM183 193V192H182ZM236 193V192H235ZM235 193H234V195H235ZM251 193V192H250ZM250 193H248V194H250ZM42 194V193H41ZM158 194V193H157ZM177 194V193H176ZM240 194H241V192H240ZM246 194V193H245ZM264 194V193H263ZM166 195V194H165ZM185 195V194H184ZM211 195V194H210ZM219 195V194H218ZM236 195H238L239 196V193L237 194L236 193ZM235 195V196H236ZM103 196H105V195H103ZM102 196V197H103ZM142 196V195H141ZM217 196V195H216ZM46 197H48V195L46 196ZM144 197V196H143ZM164 197V196H163ZM172 197V196H171ZM257 197V196H256ZM243 198V197H242ZM257 198H259V197H257ZM47 199V198H46ZM140 199H142V198H140ZM161 199V198H160ZM219 199V198H218ZM233 199V198H232ZM237 199V198H236ZM44 200H45V197H44ZM43 200V201H44ZM171 200V199H170ZM215 200H216V198H215ZM214 200V201H215ZM228 200V199H227ZM231 200V199H230ZM229 200V201H230ZM243 200V199H242ZM261 200H263V197L261 198ZM260 200V201H261ZM41 201H42V198H41ZM145 201V200H144ZM161 201H162V199H161ZM160 201V202H161ZM165 201V200H164ZM164 201H163V204H164ZM167 201H169L168 199H167ZM177 201V200H176ZM175 201V203H177ZM213 201V202H214ZM142 202H143V200H142ZM148 202H149V200H148ZM172 202V201H171ZM180 202V201H179ZM41 203H43V202H41ZM44 203H45V201H44ZM145 203V202H144ZM166 203V202H165ZM228 203V204H227ZM233 203H235V202H233ZM257 203H258V201H257ZM46 204V203H45ZM146 204H147V202H146ZM146 204H143V205H146ZM152 204V203H151ZM156 204H158V203H156ZM161 204V203H160ZM159 204V205H160ZM229 202H226L225 204H221L222 206H225L226 208H227V210H229V211H231V212H234L235 211V208L236 207H232V206H230L229 207ZM252 204V203H251ZM148 205V204H147ZM158 205V206H159ZM169 205V204H168ZM177 205V204H176ZM175 205V206H176ZM179 205H180V203H179ZM255 205H256V203H255ZM260 205H261V202H260ZM262 205H264V204H262ZM157 206V205H156ZM174 206V207H175ZM181 206V205H180ZM253 206V205H252ZM251 205H250V207H252ZM145 207V206H144ZM151 207V206H150ZM161 207V206H160ZM238 207V206H237ZM255 207V206H254ZM158 208V207H157ZM162 208V207H161ZM160 208V209H161ZM165 208V207H164ZM171 208V207H170ZM215 208V207H214ZM220 208H221V206H220ZM223 208V207H222ZM222 208L220 209V212H222L221 210H222ZM123 209V208H122ZM127 209V208H126ZM154 209V208H153ZM159 209V208H158ZM166 209V208H165ZM176 209V208H175ZM224 209V208H223ZM162 210H164V209H162ZM227 210H225V211H227ZM251 210V209H250ZM157 211V210H156ZM160 211V210H159ZM158 211V213L160 214L161 212H159ZM249 211V210H248ZM258 211V210H257ZM129 212V211H128ZM127 212V213H128ZM173 212V211H172ZM178 212V211H177ZM230 212V213H231ZM157 213V214H158ZM168 213V212H167ZM132 214H133V212H132ZM162 214V213H161ZM254 214H256V213H254ZM264 214V213H263ZM121 215H123V214H121ZM126 215V214H125ZM164 215V214H163ZM162 215V216H163ZM204 215V216H203ZM250 215H253V214H250ZM110 216V215H109ZM133 216H135V214L133 215ZM132 216V217H133ZM165 216V215H164ZM263 216V215H262ZM161 217V216H160ZM211 217V216H210ZM228 217V216H227ZM230 217H231V215H230ZM108 219H109V217H107ZM134 218H136V217H134ZM133 218V219H134ZM138 218V217H137ZM206 218V217H205ZM225 218V217H224ZM262 218V217H261ZM133 219H131V221L133 220ZM212 219V218H211ZM230 219V218H229ZM138 220V219H137ZM141 220V219H140ZM157 220V219H156ZM155 220V221H156ZM164 220H165V218H164ZM225 220H226V218H225ZM225 220H223V221H225ZM261 220V219H260ZM158 221V220H157ZM187 221V220H186ZM215 221V220H214ZM264 221V220H263ZM135 222V221H134ZM141 222H143V220H141ZM206 222V221H205ZM204 222V223H205ZM217 222V221H216ZM215 222V223H216ZM227 222V221H226ZM137 223V222H136ZM163 223V222H162ZM240 223H241V221H240ZM239 223V224H240ZM257 223H259V222H257ZM107 224V223H106ZM113 224V223H112ZM119 224H121V223H119ZM132 224V223H131ZM134 224V223H133ZM154 224H155V222H154ZM195 224H198V223H195ZM206 224V223H205ZM244 224H246V223H244ZM116 225V224H115ZM175 225V224H174ZM190 225H193V224H190ZM202 225V224H201ZM208 225H209V223H208ZM231 225V224H230ZM152 226V225H151ZM178 226V225H177ZM179 226H181V225H179ZM243 226V225H242ZM242 226H241V228H242ZM247 226V225H246ZM119 227V226H118ZM122 227V226H121ZM157 227V226H156ZM229 227V226H228ZM244 227V226H243ZM92 228H93V226H92ZM116 228V227H115ZM114 228V229H115ZM120 228V227H119ZM118 228V229H119ZM124 228V227H123ZM125 228H126V225H125ZM133 228V227H132ZM135 228V227H134ZM133 228V229H134ZM193 228H194V226H193ZM196 228V227H195ZM197 228H198V226H197ZM215 228H216V226H215ZM244 228H246V227H244ZM97 229V228H96ZM102 229V228H101ZM117 229V228H116ZM139 229V228H138ZM138 229H136V231L138 230ZM207 229H209V228H207ZM207 229H206V231H207ZM212 228H210V231H212L211 230ZM230 229H231V227H230ZM109 230H110V228H109ZM121 230V229H120ZM124 230V229H123ZM123 230H121L122 232H123ZM157 230V229H156ZM246 229H244L242 232H244ZM59 231V230H58ZM98 231V230H97ZM111 231V230H110ZM109 231V232H110ZM125 232H126V234H130V231H131V229L129 230V231H126V230H124ZM194 231V230H193ZM216 231V229L214 230V232ZM120 232V231H119ZM119 232H117L118 234H120ZM158 232V231H157ZM116 233V234H117ZM134 233V232H133ZM136 233V232H135ZM191 233V232H190ZM211 233H213V232H211ZM216 233H218V232H216ZM111 234V237H112V234H114L113 232L112 233H110ZM137 234V233H136ZM154 234H157L156 232H154ZM194 234V233H193ZM197 234V233H196ZM199 234V233H198ZM88 235H90V234H88ZM87 235V236H88ZM115 235V234H114ZM141 235V234H140ZM187 235V234H186ZM213 235V234H212ZM211 235V238L213 237ZM218 235V234H217ZM245 235V234H244ZM254 235V234H253ZM41 236V235H40ZM119 236V235H118ZM142 236V235H141ZM153 236V235H152ZM220 236V235H219ZM242 236V235H241ZM115 237V236H114ZM139 237V236H138ZM150 237V236H149ZM182 237V236H181ZM151 238V237H150ZM154 238V237H153ZM156 238V237H155ZM191 238V237H190ZM201 238V237H200ZM200 238H198L199 240H200ZM203 238V237H202ZM201 238V239H202ZM219 238V237H218ZM110 239V238H109ZM119 239V238H118ZM186 239H187V237H186ZM192 239V238H191ZM194 239V238H193ZM246 239H248V238H246L245 237V240ZM256 240H257V238H255ZM5 240V239H4ZM16 240V239H15ZM116 240H117V238H116ZM124 240V239H123ZM131 240V239H130ZM139 240V239H138ZM183 240V239H182ZM195 240H197L196 238H195ZM199 240H197V241H199ZM204 240V239H203ZM210 240V239H209ZM220 240H221V238H220ZM232 240V239H231ZM11 241V244H12V240H10ZM10 241H9V244H10ZM128 241V240H127ZM172 241H174V240H172ZM191 241V240H190ZM215 241V240H214ZM217 241V240H216ZM120 242H122V241H120ZM119 242V243H120ZM132 242V241H131ZM131 242H129V243H131ZM136 242V241H135ZM138 242V241H137ZM176 242H179V241H176ZM213 242V241H212ZM244 242V241H243ZM7 243V242H6ZM21 243H22V241H20V240H18V242H17V244L18 245H21ZM39 243V242H38ZM85 243V242H84ZM167 243H169V242H167ZM171 243V242H170ZM182 243V242H181ZM193 243V242H192ZM191 243V244H192ZM204 243H205V241H204ZM215 243V242H214ZM232 243H233V241H232ZM249 243V242H248ZM261 243V242H260ZM8 244V245H9ZM32 244H33V242H32ZM80 244H82V243H80ZM123 244V243H122ZM125 244V243H124ZM123 244V245H124ZM166 244V243H165ZM177 244V243H176ZM194 244H195V242H194ZM193 244V245H194ZM203 244V243H202ZM219 244V243H218ZM229 244V243H228ZM227 244V245H228ZM8 245H5V244H1V242H0V250H2V252H3V250H4V253H6V255H8L7 256V258L9 259V256H11L12 255V258H14V260L17 258V256H19V258H21V260L24 258V257H22V255H20V254H18L17 255V253H16V258H15V256H14V254L15 253H13L12 254V252H13V249H14V247L12 248V250H11V248L8 246ZM34 245H35V243H34ZM126 245V244H125ZM127 245H128V243H127ZM153 245L154 244H152V248H153ZM170 245V244H169ZM199 245V244H198ZM209 245V244H208ZM264 245V244H263ZM15 246V245H14ZM39 246H41V244L40 245H38V247ZM78 246V245H77ZM167 246H168V244H167ZM201 246V245H200ZM200 246H197V247H200ZM204 246V245H203ZM202 246V247H203ZM206 246V245H205ZM205 246H204V248H205ZM218 246V245H217ZM239 246V245H238ZM237 246V247H238ZM248 246H250V245H248ZM34 248H35V246H33ZM81 247V246H80ZM83 247V246H82ZM145 247H147V248H145V251H146V249H150V248H148V246H145ZM158 247V246H157ZM161 247V246H160ZM162 247H163V245H162ZM196 247V248H197ZM229 247V246H228ZM227 247V248H228ZM242 247V246H241ZM243 247H244V245H243ZM251 247V246H250ZM123 248H125V247H123ZM127 248V247H126ZM125 248V249H126ZM143 248V247H142ZM159 248V247H158ZM174 248V247H173ZM226 248V249H227ZM232 249V250H234V248L236 249V247H229V249ZM245 248V247H244ZM246 248H247V246H246ZM253 248H255V246H253ZM17 249V248H16ZM36 250H37V248H35ZM39 249H40V247H39ZM155 249V248H154ZM153 249V250H154ZM161 249V248H160ZM160 249H159V251H160ZM163 249H164V247H163ZM189 249V248H188ZM195 249V248H194ZM198 249V248H197ZM208 249H210V248H208ZM231 249H230V251H231ZM142 250V249H141ZM144 250V249H143ZM174 250V249H173ZM178 250V249H177ZM199 250H200V248H199ZM198 250V251H199ZM202 250H203V248H202ZM249 250V251H248ZM17 252L19 251V249L18 250H16ZM90 251V250H89ZM158 251V252H159ZM163 251V250H162ZM175 251V250H174ZM189 251V250H188ZM228 251V250H227ZM226 251V252H227ZM243 251V250H242ZM257 251V250H256ZM255 250H253V249H251V248H248L247 250H245V251H243L242 252V254H244V258H246L249 262H251L252 264L253 263H255V261H257V259H259L260 257H259V253H253V252H256ZM258 251H260V250H258ZM149 252H152V251H150L149 250ZM156 251H154V253H155ZM157 252V253H158ZM171 252V251H170ZM170 252H168V254L170 253ZM184 252V251H183ZM209 252H210V250H209ZM75 253V252H74ZM90 253V252H89ZM140 253H143V251L142 252H140ZM154 253H152V254H154ZM185 253V252H184ZM190 253V252H189ZM194 253V252H193ZM196 253H198L197 252V250H196ZM240 253H241V251H240ZM240 253H237V255L239 256L240 255ZM262 253V252H261ZM260 253V254H261ZM77 254V253H76ZM159 254V253H158ZM174 254V253H173ZM199 254H200V252H199ZM202 254V253H201ZM210 254V253H209ZM28 256H30L29 254H27ZM27 255H25V257L27 258L28 256ZM88 255V253L86 254V256ZM93 255V254H92ZM142 255V254H141ZM141 255H140V257H141ZM148 255V254H147ZM160 255V256H159ZM158 256H157V259L158 260H160V264H161V262H163L164 260H166L167 258H165L164 260H162V258H164V254H163V252L162 253H160ZM191 255V254H190ZM262 256H263V258H264V253L263 254H261ZM260 255V256H261ZM43 256V255H42ZM42 256H40V254H39V257H42ZM51 256V255H50ZM85 256V257H86ZM90 256V255H89ZM94 256V255H93ZM130 256V255H129ZM129 256H127V257H129ZM145 256V255H144ZM201 256V255H200ZM259 258H258V257ZM261 256V257H262ZM85 257H83V258H85ZM133 257V256H132ZM132 257H130V261H132L131 260V258ZM148 257H150V256H147V257H145V258H148ZM151 257H152V255H151ZM155 257H156V254H155ZM154 257V258H155ZM210 257V256H209ZM237 257V256H236ZM19 258H17V259H19ZM29 258V260H30V257H28ZM45 258V257H44ZM43 258V259H44ZM213 258H215V256H213ZM243 258V259H244ZM17 259H16V261H17ZM42 259V260H43ZM87 259H88V257H87ZM90 259V258H89ZM88 259V260H89ZM128 259V258H127ZM126 259V260H127ZM173 259H175L174 257H173ZM206 259V258H205ZM212 259V258H211ZM216 259V258H215ZM234 259V258H233ZM239 259V258H238ZM242 259V257L240 258V260H243ZM261 259V258H260ZM259 259V260H260ZM77 260V259H76ZM98 260L99 259H97V262H98ZM194 260V259H193ZM223 260V259H222ZM240 260H238L239 262H240ZM13 261V260H12ZM16 261H14V262H12V264H14ZM25 261H26V259H25ZM67 262H65V263H67V264H69V262H72V261H70V260H66ZM69 261V262H68ZM80 261V260H79ZM92 261V260H91ZM96 260H93V262H95ZM120 261H122V260H120ZM146 261H147V259H146ZM145 261V262H146ZM149 261V260H148ZM151 261V260H150ZM149 261V262H150ZM153 261H155V260H153ZM152 261V262H153ZM166 261H168V260H166ZM174 261V260H173ZM172 261V262H173ZM186 261V260H185ZM213 261H214V259H213ZM261 261H262V259H261ZM8 262H11V261H8ZM43 262H44V260H43ZM63 262V263H64ZM118 262V261H117ZM116 262V263H117ZM124 262V261H123ZM134 262V261H133ZM143 262H144V260H143ZM178 262V261H177ZM189 262V261H188ZM194 262V261H193ZM199 262V261H198ZM205 262H207V261H205ZM209 262V261H208ZM212 262V261H211ZM258 262H260V261H258ZM19 263V262H18ZM74 262H72V264H73ZM79 262H77V264H78ZM83 263H84V259H83ZM85 263H86V261H85ZM125 263V262H124ZM141 263H142V260H141ZM147 263V262H146ZM151 263V262H150ZM195 263V262H194ZM194 263H192V264H194ZM197 263V262H196ZM215 263V262H214ZM216 263H217V260H216ZM16 264H17V262H16ZM19 264H21V263H19ZM26 264V263H25ZM71 264V263H70ZM96 264V263H95ZM113 264H114V261H113ZM119 264V263H118ZM122 264V263H121ZM134 264H135V262H134ZM138 264V263H137ZM152 264V263H151ZM156 264V263H155ZM172 264V263H171ZM183 264H185V263H183ZM208 264V263H207Z\"/></svg>",
    "mask_w": 264,
    "mask_h": 264
},
{
    "label": "snow or ice",
    "instance_id": "6c2138e0",
    "mask_svg": "<svg viewBox=\"0 0 264 264\" xmlns=\"http://www.w3.org/2000/svg\"><path fill=\"white\" fill-rule=\"evenodd\" d=\"M218 207H219V206H218ZM19 247H21V248H22V247H24V245H23V244H21Z\"/></svg>",
    "mask_w": 264,
    "mask_h": 264
}]
</instances>
